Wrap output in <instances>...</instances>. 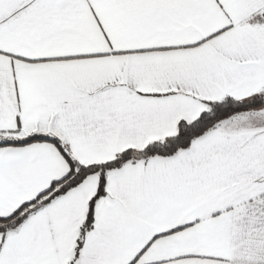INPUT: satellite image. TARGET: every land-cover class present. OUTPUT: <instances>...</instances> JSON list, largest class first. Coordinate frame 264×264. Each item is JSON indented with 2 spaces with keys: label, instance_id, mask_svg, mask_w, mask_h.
Returning <instances> with one entry per match:
<instances>
[{
  "label": "snow or ice",
  "instance_id": "6c2138e0",
  "mask_svg": "<svg viewBox=\"0 0 264 264\" xmlns=\"http://www.w3.org/2000/svg\"><path fill=\"white\" fill-rule=\"evenodd\" d=\"M0 264H264V0H0Z\"/></svg>",
  "mask_w": 264,
  "mask_h": 264
}]
</instances>
